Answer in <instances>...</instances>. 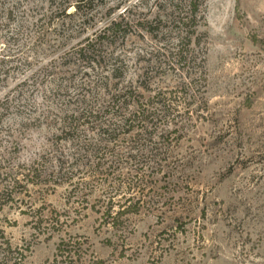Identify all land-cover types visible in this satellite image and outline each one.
Here are the masks:
<instances>
[{
	"label": "rangeland",
	"instance_id": "rangeland-1",
	"mask_svg": "<svg viewBox=\"0 0 264 264\" xmlns=\"http://www.w3.org/2000/svg\"><path fill=\"white\" fill-rule=\"evenodd\" d=\"M74 2L0 0V264H264V0Z\"/></svg>",
	"mask_w": 264,
	"mask_h": 264
},
{
	"label": "trees",
	"instance_id": "trees-1",
	"mask_svg": "<svg viewBox=\"0 0 264 264\" xmlns=\"http://www.w3.org/2000/svg\"><path fill=\"white\" fill-rule=\"evenodd\" d=\"M85 2L87 3L88 0H76V2H74L73 6L76 8V12L79 13V11H81L82 9V5L85 4ZM204 2V0H189L188 2V11L187 13L184 15V17H180L178 18V20H175V23H177V25L179 26V30L181 32V38L186 40V46L191 45L193 43V39L196 38L195 43L196 45H200V39L197 35L198 33V27H199V21L201 20V18L199 17V13H200V8L202 6V3ZM53 5V0L52 3ZM68 8H64L63 9V14L66 15L67 17L70 18V15L66 14ZM236 9L238 11V13H240L241 10V0H236ZM52 17V15H51ZM45 18H49L48 15H44L42 16L38 22H43L45 20ZM48 24V23H46ZM43 26V25H41ZM122 26L121 22L118 21H113L108 27L105 28V30L103 31V36H101V39L104 40H108L109 38L113 37L114 35H116V33L120 30V27ZM254 44L259 45L263 50H264V42L257 40L256 38L253 39ZM91 45H89L88 47H84L79 51L78 56L82 59V60H87V59H91L93 61H96V54L95 51L92 49L90 50ZM184 51V50H183ZM188 53V52H187ZM187 53H183L181 52L180 54V59L183 58L184 61H192V55ZM189 77L191 74H188ZM188 83L187 86H193L194 85V80L193 78H188ZM166 98L162 99L161 98V94H157L153 97V100H156L155 102H153V104H151L154 108L156 105L160 108H163L164 110L168 111V106L166 105ZM116 100V99H115ZM115 100L112 103L117 104L119 101L115 102ZM114 104V105H115ZM253 102L251 100H249L246 104L247 108H250L252 106ZM150 108L149 106L147 108H144L143 105L140 106V109L135 112V114H133L134 117V121L139 122V126H137V130H140V132L145 131L146 129L149 128V125L152 124L153 120L158 117V115H156V112L158 111V109H156L155 111H153V109ZM153 111V112H152ZM160 112V110H159ZM168 113V112H167ZM83 113L78 114L77 116L72 115L70 117V122L68 124H66L69 129H74L73 128V120L80 119L81 117H83ZM118 122V120H115V123L110 124V126H106L103 124V126H101V130L102 132H108L109 133H113L115 132V130L113 131H109L110 129H112V127L116 126V123ZM135 122H133L132 116L128 117L125 116L122 118V122L121 124L123 125V127H128L127 131L128 133L134 130V124ZM111 136V135H109ZM140 199L137 201V203L134 206H130L128 208H126L125 210L119 211V212H113V206L110 205V207L105 211L104 213V217L106 220H110L112 221V226H114V228L119 229V225L122 224V218L126 217V216H130V215H137L140 212Z\"/></svg>",
	"mask_w": 264,
	"mask_h": 264
}]
</instances>
